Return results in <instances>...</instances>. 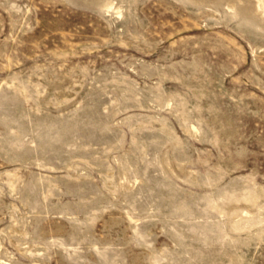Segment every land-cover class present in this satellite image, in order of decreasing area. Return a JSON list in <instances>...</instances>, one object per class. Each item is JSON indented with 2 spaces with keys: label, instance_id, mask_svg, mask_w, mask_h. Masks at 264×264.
Here are the masks:
<instances>
[{
  "label": "rangeland",
  "instance_id": "rangeland-1",
  "mask_svg": "<svg viewBox=\"0 0 264 264\" xmlns=\"http://www.w3.org/2000/svg\"><path fill=\"white\" fill-rule=\"evenodd\" d=\"M264 0H0V264H264Z\"/></svg>",
  "mask_w": 264,
  "mask_h": 264
},
{
  "label": "bare ground",
  "instance_id": "bare-ground-1",
  "mask_svg": "<svg viewBox=\"0 0 264 264\" xmlns=\"http://www.w3.org/2000/svg\"><path fill=\"white\" fill-rule=\"evenodd\" d=\"M262 5H263V7H264V1H263V4H262ZM263 9H264V8H263Z\"/></svg>",
  "mask_w": 264,
  "mask_h": 264
}]
</instances>
